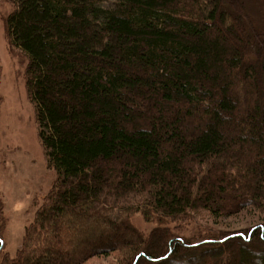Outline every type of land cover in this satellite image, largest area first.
<instances>
[{
	"label": "trees",
	"instance_id": "trees-1",
	"mask_svg": "<svg viewBox=\"0 0 264 264\" xmlns=\"http://www.w3.org/2000/svg\"><path fill=\"white\" fill-rule=\"evenodd\" d=\"M8 1L57 177L15 256L0 199V264H264V219L198 243L162 226L264 218V0Z\"/></svg>",
	"mask_w": 264,
	"mask_h": 264
},
{
	"label": "rangeland",
	"instance_id": "rangeland-1",
	"mask_svg": "<svg viewBox=\"0 0 264 264\" xmlns=\"http://www.w3.org/2000/svg\"><path fill=\"white\" fill-rule=\"evenodd\" d=\"M14 10L13 3L0 0V199L7 222L3 232L5 253L11 256L22 248L26 229L57 177L40 136L37 107L26 87L28 61L11 47L7 34V21ZM263 219L255 210L223 218L198 212L176 225L162 226L198 243L206 234L221 238L247 231L262 224ZM131 221L145 236L158 228L141 215L133 216ZM87 264L123 261L116 255L95 258Z\"/></svg>",
	"mask_w": 264,
	"mask_h": 264
}]
</instances>
